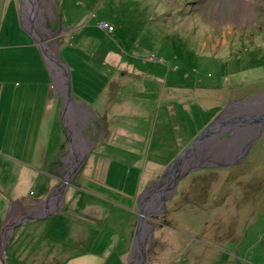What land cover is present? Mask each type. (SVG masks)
Returning <instances> with one entry per match:
<instances>
[{
    "label": "rangeland",
    "instance_id": "1",
    "mask_svg": "<svg viewBox=\"0 0 264 264\" xmlns=\"http://www.w3.org/2000/svg\"><path fill=\"white\" fill-rule=\"evenodd\" d=\"M30 2L0 0V45L21 44L27 40L26 36L20 37L16 32L19 31L16 13L20 9L23 24L27 25L28 19L33 18L39 43L47 44L50 54L53 58L57 56L59 62H68L66 64L75 79L72 85L74 97L89 92L83 88V81L76 77L77 73L81 79L108 80L110 77L104 73L103 66L108 68L110 64V67L115 66L109 68L114 72L112 83L114 79H120L107 90H99L102 102L109 104L108 111L106 106L102 114H91L83 108L87 115L80 122L81 107L73 105L77 112V115L73 114L74 122L82 134H75V140L80 144L72 154L65 138L68 143L64 149L66 156L61 180L70 176L69 186L77 181L75 193L77 196L79 193L82 202L100 201L85 180L88 156L120 151L113 145L122 148L136 144V140L127 136L138 134L142 127L159 124L163 118L157 114L159 107L163 108L170 102L169 108L177 113L168 118L176 119V124L184 120L183 132L190 139L192 130L199 134L227 105L255 99L264 93V0ZM101 20L112 22L115 31L109 34L99 25ZM25 25L21 26L24 30ZM103 58L111 63L104 64ZM45 62L53 71L52 87L57 91L60 88L58 93L65 95L64 70L59 69L52 59ZM171 88L177 91L173 93L177 104L173 99V103L170 101ZM92 90L99 94L96 89ZM260 127L261 131L250 139H247L250 133H245V129L242 131L243 135L232 149L234 160L229 165L191 171L181 178L176 191L168 197L166 210L148 217L154 229L146 244L145 264L160 258V253L163 256L168 254L177 264H264V125ZM107 130L111 131L109 145L110 132ZM241 130L239 128L238 133ZM104 133L106 139L102 140ZM229 137L226 131L224 135H218L214 143ZM249 140L251 144L243 155L246 148L241 147H245ZM2 142L3 134L0 133V145ZM84 154L85 159L82 158ZM148 169H152L151 164ZM162 172L159 171V176L147 187L156 183ZM69 186L64 193L63 204L50 209L54 211L52 215L30 224L29 238L23 243L24 251L29 250L33 259L44 245L47 252H41V257L47 258V264H56V258L61 260L60 256H65V242L69 241V246H72L70 241L79 220L76 219L78 215L64 206L66 198L70 202L74 196L73 188L69 189ZM167 191L170 189L165 194ZM117 200L103 201L107 205L112 204L113 220H132V214L125 212L121 208L123 204ZM10 219H14L13 211ZM85 220L90 222L87 217L83 222ZM35 223H40V226H34ZM162 225L167 229L165 233L174 238L172 253L171 249L163 252L158 245L156 237ZM97 226L100 228L102 223ZM97 235L95 232L94 236ZM11 252L9 242L7 260L9 264H16ZM31 260V257L20 260L18 264H27ZM36 263L42 264V261Z\"/></svg>",
    "mask_w": 264,
    "mask_h": 264
},
{
    "label": "crops",
    "instance_id": "2",
    "mask_svg": "<svg viewBox=\"0 0 264 264\" xmlns=\"http://www.w3.org/2000/svg\"><path fill=\"white\" fill-rule=\"evenodd\" d=\"M16 16H18L19 30L16 32L20 37L26 36L27 40L21 44L0 45V133L3 134V142L0 145V225L8 207H12L14 219L44 210L43 201L47 199L51 190L62 182V164L66 156L64 149L68 143L61 123L63 101L62 95L58 93L61 89L57 88V91L55 87H52L54 84L52 69L46 64L37 41H34L28 32L22 29L20 9ZM11 26L15 28L14 24ZM105 59L107 58H103V63L108 64L109 61L106 62ZM103 67L105 69L103 72L110 77L109 81L104 78L81 79V75L77 73L76 77L83 81L85 86L83 88L89 92L76 97L73 95L72 87L75 79L70 69L73 105L81 107L79 116L87 115V110L91 114H102L106 106L105 109L108 111L109 104L102 102L101 92L107 90L108 86L115 85L116 80L120 79H114L115 83H112L114 72L109 71V68L115 66L110 67L109 64L108 68ZM88 69L91 71L90 66ZM92 88L98 93L100 90L101 94L93 92ZM175 92H177L176 89L171 88L170 101L172 102L171 99H173L177 104L178 100L173 96ZM169 106L170 102L165 107L158 108V116L163 117L159 124L153 127H142L143 130L138 134L133 133L127 136L136 140L132 148L124 146L120 148L113 145L120 151L116 153L110 151L103 156L92 157L91 154L88 156V174H85V180L90 183L89 187H92L93 194L100 201L82 202L79 193L78 196L75 193L78 190L77 181H74L77 185L71 183L69 189L73 188L74 196L70 202L66 198L64 206L69 212L78 215L76 219L79 220V225L74 228L73 240L71 238L70 241L72 246H69V241L65 242L67 244L63 248L65 256H60L61 260L56 258L58 261L56 264H128L139 216V195L150 181L159 176V171L166 170L179 151L194 138L193 136L198 135V132L192 130L190 139H187L183 132L186 126L184 120H182L183 123L179 124L177 121L176 124V119L168 118L177 113ZM161 109H163L162 112ZM74 114L77 115L75 110ZM107 132H110L109 145L111 131L107 130ZM103 139H106V133ZM149 164L152 169H148ZM72 199H74L73 202ZM110 199H120L117 201H121L123 204L121 208L125 212L130 216L132 214V220L114 221L112 204L107 205L103 202H109ZM57 203L56 196L50 200L48 210L56 209ZM34 204L35 206L32 207L31 205ZM84 217L89 218L90 222L88 220L83 222ZM32 222L35 221L20 225L15 231L16 236L14 234L10 240L12 251L10 255L14 261H17L16 264L30 257L32 260L27 264H37L36 262L41 261L42 264H47L48 262L45 256L40 255L47 252L43 244L40 248L42 251L38 253L39 255H35L34 259L32 253H28L29 250L24 251L23 242L29 238ZM100 222L102 226L98 228L97 225ZM34 226H40V223H35ZM160 228L161 232L156 237L158 245H161L163 252L171 249L170 253H172L175 248L173 237L165 233L167 229L164 225ZM95 232L98 233L97 236H94ZM40 240L43 241L42 236ZM25 254L27 255L24 256ZM159 256L160 258L152 259L149 263L177 264L168 254L163 256V253H160Z\"/></svg>",
    "mask_w": 264,
    "mask_h": 264
},
{
    "label": "water",
    "instance_id": "3",
    "mask_svg": "<svg viewBox=\"0 0 264 264\" xmlns=\"http://www.w3.org/2000/svg\"><path fill=\"white\" fill-rule=\"evenodd\" d=\"M30 3H32V0ZM30 6L32 7L31 4ZM24 25L25 24H23V26ZM25 30L33 39H35V41L38 42L45 60L48 62V58L52 59L59 66V69L62 68L66 74V94L64 95L61 93L63 101L61 108V122L69 142V152L71 154L76 153L75 149L79 147L80 142H76L75 134L82 133L80 129L76 127V122H74V99L72 96L69 67L66 62H59L56 58L57 56L53 58L49 52V46L47 44L39 43L40 39L35 36L34 32L36 29L33 18L28 19L27 25H25ZM259 109H264V93L255 99L234 101L227 105L224 110L219 113L198 135H196L192 142L173 159L170 165L162 173L160 179L142 191L138 198L139 216L128 264L146 263V244L149 240L150 233L154 229V225L148 217L150 215L163 213L166 210V201L170 194L176 191L181 178L189 174L191 171L202 167H221L229 165L230 161L234 160L232 149L235 148L236 141H238L240 136L243 135L242 131L245 129V133H250L247 136V139H250V137L255 136L257 132L261 131L258 128L264 125V110L259 115ZM235 112L236 114H234ZM257 123L260 124L257 125ZM239 128L242 129L240 133H238ZM226 131L230 137L215 144L214 142L217 140L218 135H224ZM243 144L244 143H242V145ZM250 144L251 140L245 144V147L244 145L242 146V148H246L243 155L246 154ZM85 157L86 154L82 156L83 159H85ZM226 159L228 162H225ZM69 182L70 176H64L63 181L51 190L47 199L43 201V211H38L35 214H26L25 216L13 219L12 221V219H10L12 208L7 210L0 225V259L2 264H9L6 252L16 229L24 223L41 220L52 215L54 211L48 210L50 200L57 196L58 203L56 209L59 207L60 203L63 204L64 193L69 186ZM167 189H170V191H167L168 194H165ZM31 206L34 207L35 204Z\"/></svg>",
    "mask_w": 264,
    "mask_h": 264
},
{
    "label": "built area",
    "instance_id": "4",
    "mask_svg": "<svg viewBox=\"0 0 264 264\" xmlns=\"http://www.w3.org/2000/svg\"><path fill=\"white\" fill-rule=\"evenodd\" d=\"M99 25L106 30L109 34L113 33L115 31V25L108 21V20H101L99 21Z\"/></svg>",
    "mask_w": 264,
    "mask_h": 264
},
{
    "label": "bare ground",
    "instance_id": "5",
    "mask_svg": "<svg viewBox=\"0 0 264 264\" xmlns=\"http://www.w3.org/2000/svg\"><path fill=\"white\" fill-rule=\"evenodd\" d=\"M50 84H51V83H50ZM263 110H264V109H260V110H258V114H261V113L263 112ZM126 129H127V128H126ZM127 130H128V129H127ZM145 130H146V129H145ZM145 130H144V131H145ZM128 131H129V130H128ZM132 132H133V131H132ZM132 135H133V134H132ZM141 142H142V141H141ZM129 147L132 148V146H129ZM131 148H130V149H131ZM241 148H242V147H241ZM136 149H137V148H136ZM33 150H34V149H33ZM237 150H238V149H237ZM239 150H240V149H239ZM234 151H235V150H234ZM236 155H237V154H236ZM36 159H37V158H36ZM36 159H35V160H36ZM28 163H29V162H28ZM13 172H14V171H13ZM24 241H25V240H24ZM23 246H25V244H24ZM14 249H15V248H14ZM16 249H17V248H16ZM17 250H18V249H17ZM16 252H17V251H16Z\"/></svg>",
    "mask_w": 264,
    "mask_h": 264
},
{
    "label": "flooded vegetation",
    "instance_id": "6",
    "mask_svg": "<svg viewBox=\"0 0 264 264\" xmlns=\"http://www.w3.org/2000/svg\"><path fill=\"white\" fill-rule=\"evenodd\" d=\"M84 119H86V117H84V116H78V120L81 122V121H83Z\"/></svg>",
    "mask_w": 264,
    "mask_h": 264
},
{
    "label": "trees",
    "instance_id": "7",
    "mask_svg": "<svg viewBox=\"0 0 264 264\" xmlns=\"http://www.w3.org/2000/svg\"><path fill=\"white\" fill-rule=\"evenodd\" d=\"M205 169H207V168H205Z\"/></svg>",
    "mask_w": 264,
    "mask_h": 264
}]
</instances>
